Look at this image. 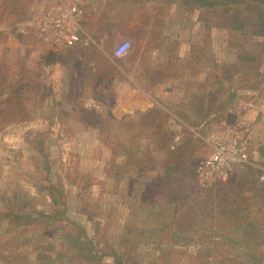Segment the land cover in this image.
<instances>
[{
	"label": "rangeland",
	"instance_id": "rangeland-1",
	"mask_svg": "<svg viewBox=\"0 0 264 264\" xmlns=\"http://www.w3.org/2000/svg\"><path fill=\"white\" fill-rule=\"evenodd\" d=\"M79 1L0 0V264H264V0H103L85 18ZM65 3L75 47L39 32ZM127 40L93 74L71 53Z\"/></svg>",
	"mask_w": 264,
	"mask_h": 264
},
{
	"label": "built area",
	"instance_id": "built-area-1",
	"mask_svg": "<svg viewBox=\"0 0 264 264\" xmlns=\"http://www.w3.org/2000/svg\"><path fill=\"white\" fill-rule=\"evenodd\" d=\"M82 10L77 4L65 3L50 8L40 19L39 32L43 36H56L59 42L67 47H75L84 41V30L81 26ZM130 41H124L115 50L117 57H124L130 50ZM242 139H234L227 143H219L214 155L206 159L201 167L209 176L214 175L238 161L240 153L246 149Z\"/></svg>",
	"mask_w": 264,
	"mask_h": 264
},
{
	"label": "crops",
	"instance_id": "crops-1",
	"mask_svg": "<svg viewBox=\"0 0 264 264\" xmlns=\"http://www.w3.org/2000/svg\"><path fill=\"white\" fill-rule=\"evenodd\" d=\"M78 4H81V8L83 10V17L84 18L87 17L89 12L97 14V15L98 14L101 15L102 13L106 15L107 12H109V10H110L109 7L103 6V0H80ZM87 4H89V6H92V7H88ZM104 5H105V1H104ZM100 6H102V8L103 7L104 8L102 9V8H100ZM104 21L105 20H102V22L100 23L101 26L97 30V34H99L101 37H106L108 35V32H109V29L106 28L105 24H103ZM126 33L124 34V37L125 38H131V34L130 33L126 34ZM113 51L114 50L105 51L103 48H101V46L89 47V45H88V46H81L78 49H74L71 51V53L74 55H78L80 53L83 56L82 60H81L82 68L85 70H88L87 71L88 73L93 74L92 71L98 72L99 70H101V65H100L101 62L106 60V61L113 62V63H120L121 61L127 59L128 55H130L133 52V51H130L131 52L130 53L128 51L126 56L118 58L117 56L114 55ZM133 68H135V67H133ZM89 83L91 84L92 82H89ZM250 116L251 115L248 112V118L247 119H249ZM257 116H258L257 123H259L258 126H261L264 129V107H263V109H261L259 111V114ZM243 122H244V124H246L245 121H243ZM258 134H259V132H258ZM261 135H262V140L264 141V131L261 133Z\"/></svg>",
	"mask_w": 264,
	"mask_h": 264
},
{
	"label": "trees",
	"instance_id": "trees-1",
	"mask_svg": "<svg viewBox=\"0 0 264 264\" xmlns=\"http://www.w3.org/2000/svg\"><path fill=\"white\" fill-rule=\"evenodd\" d=\"M119 261V260H118Z\"/></svg>",
	"mask_w": 264,
	"mask_h": 264
}]
</instances>
